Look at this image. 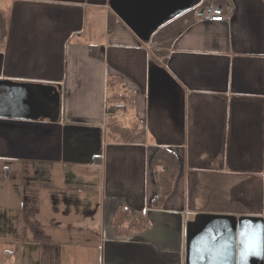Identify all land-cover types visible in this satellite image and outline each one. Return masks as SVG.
Here are the masks:
<instances>
[{
    "label": "crops",
    "instance_id": "0c3cea01",
    "mask_svg": "<svg viewBox=\"0 0 264 264\" xmlns=\"http://www.w3.org/2000/svg\"><path fill=\"white\" fill-rule=\"evenodd\" d=\"M211 2L228 21L194 23ZM0 14V264H264V0ZM176 20L163 61L153 36ZM110 120L136 131L114 141ZM161 148L179 172L156 205ZM124 210L146 227L118 234Z\"/></svg>",
    "mask_w": 264,
    "mask_h": 264
},
{
    "label": "trees",
    "instance_id": "16d2710c",
    "mask_svg": "<svg viewBox=\"0 0 264 264\" xmlns=\"http://www.w3.org/2000/svg\"><path fill=\"white\" fill-rule=\"evenodd\" d=\"M217 3V2H216ZM206 3L199 9L209 5ZM219 4V3H218ZM198 9L192 11L191 15L194 17L195 12ZM190 15L189 13L187 14ZM193 21V20H192ZM179 23L176 20L168 25L162 27L153 36V41L160 43L159 48L155 50L156 55L163 61L168 60V49L175 35L180 33L179 30L172 31ZM7 28L4 17L0 14V32L5 31ZM167 47V48H165ZM122 107L114 103V99L110 100L107 106L108 115L112 116L114 112L120 110ZM110 135L114 141L129 140L136 131L135 127H123L115 120H110ZM116 137V139H115ZM152 167L157 182V196L154 200V204H162L167 196H169L173 189V183L176 175L179 172V161L176 156L168 149H159L157 154L152 159ZM147 221L132 215L129 211L118 212L114 220V226L118 234L132 233L141 230L146 227Z\"/></svg>",
    "mask_w": 264,
    "mask_h": 264
},
{
    "label": "built area",
    "instance_id": "2783aa9c",
    "mask_svg": "<svg viewBox=\"0 0 264 264\" xmlns=\"http://www.w3.org/2000/svg\"><path fill=\"white\" fill-rule=\"evenodd\" d=\"M230 15H228L223 6L211 2L209 5L198 9L194 14V23H203V22H217L223 23L228 21Z\"/></svg>",
    "mask_w": 264,
    "mask_h": 264
},
{
    "label": "rangeland",
    "instance_id": "374dc122",
    "mask_svg": "<svg viewBox=\"0 0 264 264\" xmlns=\"http://www.w3.org/2000/svg\"><path fill=\"white\" fill-rule=\"evenodd\" d=\"M159 44H160V43H159ZM129 111H130V109H125V112L127 113V115H126L125 118H121V120L123 121V123H126V122L128 121ZM115 139H116V137H115Z\"/></svg>",
    "mask_w": 264,
    "mask_h": 264
}]
</instances>
